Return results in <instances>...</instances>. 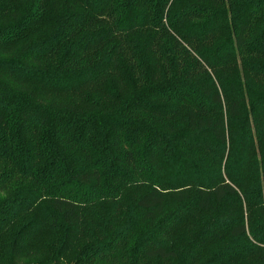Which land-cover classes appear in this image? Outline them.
I'll return each instance as SVG.
<instances>
[{
	"label": "trees",
	"instance_id": "obj_1",
	"mask_svg": "<svg viewBox=\"0 0 264 264\" xmlns=\"http://www.w3.org/2000/svg\"><path fill=\"white\" fill-rule=\"evenodd\" d=\"M0 264H264V0H0Z\"/></svg>",
	"mask_w": 264,
	"mask_h": 264
},
{
	"label": "rangeland",
	"instance_id": "obj_2",
	"mask_svg": "<svg viewBox=\"0 0 264 264\" xmlns=\"http://www.w3.org/2000/svg\"><path fill=\"white\" fill-rule=\"evenodd\" d=\"M2 195H3L2 192H0V197H1Z\"/></svg>",
	"mask_w": 264,
	"mask_h": 264
}]
</instances>
